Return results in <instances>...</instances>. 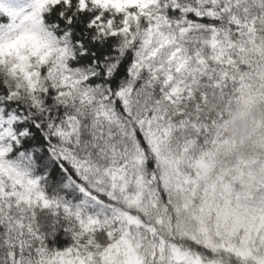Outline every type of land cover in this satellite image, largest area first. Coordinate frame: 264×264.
Masks as SVG:
<instances>
[{
	"label": "snow or ice",
	"instance_id": "obj_1",
	"mask_svg": "<svg viewBox=\"0 0 264 264\" xmlns=\"http://www.w3.org/2000/svg\"><path fill=\"white\" fill-rule=\"evenodd\" d=\"M0 264H264V0H0Z\"/></svg>",
	"mask_w": 264,
	"mask_h": 264
},
{
	"label": "clouds",
	"instance_id": "obj_2",
	"mask_svg": "<svg viewBox=\"0 0 264 264\" xmlns=\"http://www.w3.org/2000/svg\"><path fill=\"white\" fill-rule=\"evenodd\" d=\"M228 119L227 134L238 139H246L250 134V129L246 126L244 120L235 111L229 115Z\"/></svg>",
	"mask_w": 264,
	"mask_h": 264
}]
</instances>
